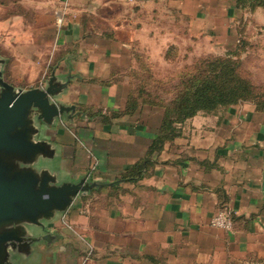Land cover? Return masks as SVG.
Listing matches in <instances>:
<instances>
[{"label":"crops","instance_id":"obj_1","mask_svg":"<svg viewBox=\"0 0 264 264\" xmlns=\"http://www.w3.org/2000/svg\"><path fill=\"white\" fill-rule=\"evenodd\" d=\"M187 2L25 0L37 50L31 63L9 67L13 81L0 53L4 79L22 89L57 86L53 101L69 109L53 124L39 120L35 140L49 153L36 167L57 184L92 187L23 231L9 249L14 264H264V113L201 111L160 146L162 106L153 110L136 92L173 86L178 70L162 76L156 58L171 62L179 43L158 13ZM224 209L232 230L211 224Z\"/></svg>","mask_w":264,"mask_h":264},{"label":"rangeland","instance_id":"obj_2","mask_svg":"<svg viewBox=\"0 0 264 264\" xmlns=\"http://www.w3.org/2000/svg\"><path fill=\"white\" fill-rule=\"evenodd\" d=\"M187 1L186 10L174 9L177 7L174 5L170 9L163 7L158 13L159 19L163 22L160 26L169 32L173 30V34L177 36H175L176 42L179 43V51L172 53L171 62L163 63L161 62L163 57L156 58L158 66L163 69L160 72L162 76H167L178 70V73L172 78L175 82L171 83L173 86L146 89L147 97L142 100H146L147 106H152L153 110L156 108L154 104L157 106H160L157 103L168 104L183 91V88H176V84L182 79L179 74L183 70L186 71L188 66L190 79H192L193 68L196 73V81H199L203 78L202 73L205 76V71H220L223 67L222 63L228 61V64L233 65L238 75L250 83L252 94L237 103L220 105L216 111L219 109H251L264 113L263 104H261L264 103V4H254V0H249L246 4L243 2L238 4L237 0ZM24 3L25 0H0V53L8 63L7 68L5 66L6 78L12 81L9 67L12 64L31 63L35 57L33 53L37 50L31 46V31H35V28L29 27L27 19L32 20V15L27 12ZM170 10H172L171 15L168 14ZM41 20L42 17L39 21ZM175 20H178L179 23L172 25ZM47 24L44 26L50 27L48 35L52 36L55 28L53 29L52 23ZM13 46H16L17 53L13 52L15 51L12 49ZM138 46L141 47V45ZM41 59L37 56L38 62H41ZM43 59L46 60L44 57ZM197 72L201 73L200 76ZM169 79L171 78L169 77ZM85 91L84 95L91 100L102 98V92H94L91 89H85ZM188 91L191 92L192 89ZM136 92L139 95L138 89ZM136 92L133 97L138 101L139 97ZM162 109L164 111V105ZM132 111L135 113L137 109ZM149 114L152 116V120L149 121L152 126L156 123L153 116L154 111ZM161 123L162 121H160V126ZM79 133L80 130L73 128L70 135L78 136ZM87 153L92 159V165L95 166L94 154L91 150H87ZM24 224L28 226L27 223ZM8 257L9 261L14 264L13 254L9 253Z\"/></svg>","mask_w":264,"mask_h":264},{"label":"water","instance_id":"obj_3","mask_svg":"<svg viewBox=\"0 0 264 264\" xmlns=\"http://www.w3.org/2000/svg\"><path fill=\"white\" fill-rule=\"evenodd\" d=\"M4 61L0 55V264H9V249L22 240L23 231L29 233L31 225L42 226L44 218L65 211L92 185L57 184L38 171L37 157L49 153L45 143L35 140L38 122L53 124L69 108L53 101L55 84L22 89L7 82Z\"/></svg>","mask_w":264,"mask_h":264},{"label":"trees","instance_id":"obj_4","mask_svg":"<svg viewBox=\"0 0 264 264\" xmlns=\"http://www.w3.org/2000/svg\"><path fill=\"white\" fill-rule=\"evenodd\" d=\"M247 1L249 0H237L238 4L242 2L246 4ZM254 1V4H264V0ZM251 4L254 5L253 3ZM222 65L223 67L220 71H205V76L202 73L203 78L199 81H196V73L193 68L192 79H190L189 66L186 68V71L183 70L179 74V77L182 76V79L176 84V88H183V91L176 96V99L170 101L168 104L161 105V103H157L162 107L164 105V114L160 126V136L154 145L161 146L167 140L173 139L178 135L177 124L183 123L187 119L195 116L198 112L204 111L212 113L220 105L237 103L239 100L248 98L249 94H252L250 83L238 75L233 65L230 66L228 61L222 63ZM183 72H186V74H183ZM197 74L200 76L201 73L197 72ZM190 89H192L191 92L188 91ZM138 91L142 95L146 92V89H138ZM136 100L133 97L134 103L132 104L134 106L136 104L135 102H137ZM261 104H263L262 108L264 109V103L262 102ZM139 170L140 164L137 165L134 172H139Z\"/></svg>","mask_w":264,"mask_h":264},{"label":"built area","instance_id":"obj_5","mask_svg":"<svg viewBox=\"0 0 264 264\" xmlns=\"http://www.w3.org/2000/svg\"><path fill=\"white\" fill-rule=\"evenodd\" d=\"M211 224L218 228L232 230L234 224L232 211L227 209L219 211L212 217Z\"/></svg>","mask_w":264,"mask_h":264}]
</instances>
